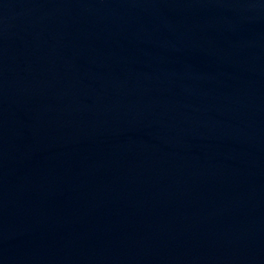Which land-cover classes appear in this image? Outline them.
<instances>
[{
	"label": "water",
	"instance_id": "water-1",
	"mask_svg": "<svg viewBox=\"0 0 264 264\" xmlns=\"http://www.w3.org/2000/svg\"><path fill=\"white\" fill-rule=\"evenodd\" d=\"M0 264H264V0H0Z\"/></svg>",
	"mask_w": 264,
	"mask_h": 264
}]
</instances>
